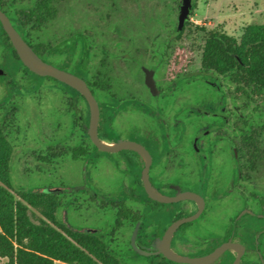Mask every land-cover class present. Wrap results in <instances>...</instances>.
I'll return each mask as SVG.
<instances>
[{
	"label": "flooded vegetation",
	"instance_id": "flooded-vegetation-1",
	"mask_svg": "<svg viewBox=\"0 0 264 264\" xmlns=\"http://www.w3.org/2000/svg\"><path fill=\"white\" fill-rule=\"evenodd\" d=\"M180 4L172 17L116 22L63 17L59 1L46 10L43 0H0V13L43 60L56 67L66 62L69 72L85 81L98 107L97 137L107 143L133 141L144 149H99L89 135L86 97L65 82L32 72L20 59L23 66L14 65L15 49L0 20V122L9 121L12 151L20 154L11 164H35L38 173L50 175L79 162L100 175L90 176L93 187H41L58 204L62 224L56 218L55 227L63 233H96L129 256L191 264L162 253L141 254L131 237L136 230L139 248L160 250L165 231L199 211L173 230V252L204 257L228 242L215 259L201 264H264V113L258 112L264 99L255 98L251 87L239 89L236 79L207 72L201 62L204 43L198 68L185 70L183 39L190 23L187 18L179 26ZM213 29L238 43L218 28H202L203 42ZM134 121L142 125L136 136L121 137ZM96 151L114 157L101 159ZM100 179L108 181L106 188L95 183ZM69 210L95 224L68 223Z\"/></svg>",
	"mask_w": 264,
	"mask_h": 264
},
{
	"label": "trees",
	"instance_id": "trees-1",
	"mask_svg": "<svg viewBox=\"0 0 264 264\" xmlns=\"http://www.w3.org/2000/svg\"><path fill=\"white\" fill-rule=\"evenodd\" d=\"M43 1L46 3L45 9L48 10L50 7L48 3L64 0ZM156 1L163 2L160 8L156 6V11L161 9L157 15L154 14L158 17L174 16L177 4L182 2L170 0L175 5H169L168 0ZM116 2L119 0H111V6H115ZM194 8L195 3L191 0L189 13H192ZM107 15L110 16L112 13L108 12ZM203 43L201 62L207 72L215 71L229 79H236L239 89L251 87L255 98L264 99V24H254L245 28L239 43H235L232 38L216 29L207 32ZM13 51L18 62L14 65L23 66L16 51ZM58 66L69 71V64L66 62ZM262 102L258 104L261 106L259 113H264ZM7 124L9 121L0 122V257L7 258V264H54L55 260L66 264H167L153 260L152 256H142L144 261L140 263L137 260L140 255L134 252L133 256H129L118 243H108L96 233L73 232L67 229L63 233L44 218L33 222L28 215L30 206L38 208L40 205L45 206L47 202L46 206H52L55 211L58 204L49 199L51 195L41 192L40 194L46 198L41 201L35 192L18 190L12 184L11 162L19 153L12 151L14 138L8 135ZM54 213L46 211L43 207V216L56 223Z\"/></svg>",
	"mask_w": 264,
	"mask_h": 264
},
{
	"label": "rangeland",
	"instance_id": "rangeland-1",
	"mask_svg": "<svg viewBox=\"0 0 264 264\" xmlns=\"http://www.w3.org/2000/svg\"><path fill=\"white\" fill-rule=\"evenodd\" d=\"M192 2L195 3V8L188 16L190 24L185 30V38L183 39V41L185 42V70L188 71H193L198 68V59L203 43L202 31H200V28H218L221 30H225L227 33L235 36L239 43L241 41L245 28L254 24H264V0H192ZM116 3L117 4H115V6H111V0H64L61 1V15L63 17L71 19L75 17L78 19L86 17H110L113 21H115L116 19L122 17L134 18L137 14V17L148 16H143V14H150V17H154V14H158L161 11V9H157L156 11V6L160 8L163 5V2L158 3L156 0H149L147 2H143L141 0H119V2ZM167 3L171 5L173 2L168 0ZM176 11L177 10H175V13ZM108 12H111L112 15H107ZM116 22H118V20H116ZM123 31L124 29L120 28L119 32L122 33ZM111 32L114 33L115 31H110V34ZM115 38L117 37L115 36ZM55 60L61 59L56 57ZM63 68L65 67L63 66ZM32 79L41 80L42 78L32 77ZM157 102L161 104L160 101ZM205 120H208V118H205ZM136 124L137 123L135 121L129 124L127 123V125L120 131V136L125 138L136 136L139 129L142 127L141 124ZM96 152L101 159L104 157H114L113 155L108 156L103 152ZM205 152L207 153V150H205ZM17 157L18 155L15 156V159H17ZM19 160H22V157L19 158ZM206 162V164H210L208 158L206 159ZM78 164L80 163L70 162L68 164H64L60 167V169L57 170L56 173L52 172L50 175H48L38 173L34 169L35 164H22L20 162L18 164L11 165L10 180L16 189L35 192L36 194H38L37 196L42 201L46 200V198L40 194V189L42 186L58 184L73 186L82 183H87L91 187L94 186L89 179L90 176L99 179L100 175L95 171H92V169L90 170V164L87 167L85 166V168ZM25 167L27 169L29 168L30 170L33 169V171L25 173L23 171ZM95 183L99 184L102 187L105 186L106 188L108 181L103 182L100 179V181L98 180V182L96 181ZM14 194L16 193L14 192ZM49 199L55 201V198L53 196H49ZM46 203L45 206L40 205L38 208L30 206L28 209V215L30 219L33 222H38L39 220L43 219L44 216L42 214V210L44 207V209L48 212H55V217L57 218L58 222L62 224V218L58 214V211H54L52 206L47 207ZM63 214L62 217H64ZM66 217L68 223L76 226L95 224L94 219H84V217L79 216L72 210H69L68 216ZM47 222L52 224L53 226L57 224H53V222L49 220H47ZM137 260L138 262L142 263L144 261V258L137 257ZM0 264H7V258L0 257ZM54 264L66 263L55 260Z\"/></svg>",
	"mask_w": 264,
	"mask_h": 264
},
{
	"label": "water",
	"instance_id": "water-1",
	"mask_svg": "<svg viewBox=\"0 0 264 264\" xmlns=\"http://www.w3.org/2000/svg\"><path fill=\"white\" fill-rule=\"evenodd\" d=\"M191 6V0H182L180 7H179V14H178V24L179 26H182L184 21L189 16V9ZM0 20L2 22V26L4 30L6 31L7 35L10 38V41L19 57L23 65H25L29 70L32 72L39 74V75H47L51 76L59 81L65 82L68 85L75 87L78 89L87 99L90 105L91 109V116H90V127L88 129L89 135L92 138L95 145L105 151H117L120 149H132L135 151H143V147L139 145L138 143H135L133 141L129 140H119L118 142L113 143H107L101 141L96 134V127H97V121H98V107L97 103L92 96L91 92L89 91L85 81L80 78L79 76L75 75L72 72H69L67 70H64L62 68L56 67L45 60H43L32 48L30 45H28L23 38L19 35V33L14 29V27L11 25V23L8 21V19L0 13ZM146 82L152 87V77L150 75H146ZM147 191L152 194L151 186L146 182L145 183ZM166 201L165 199H163ZM198 212L194 213L193 215L187 216L179 220L176 224L170 226L164 233L163 239L161 242L164 244V247H162L160 250H157V247H153L148 250H144L139 248L135 244V236H136V230L133 232V235L131 237V243L134 247V249L145 255L150 254H157L162 253L166 258L176 261V262H182V263H191V264H201V263H207L209 261H212L215 259L225 248L228 247L229 243H223L221 246L215 248L211 253L204 257H189L185 255H180L175 252H173L169 247V240L171 238V235L173 233V230L175 227L184 221H189L198 216Z\"/></svg>",
	"mask_w": 264,
	"mask_h": 264
}]
</instances>
